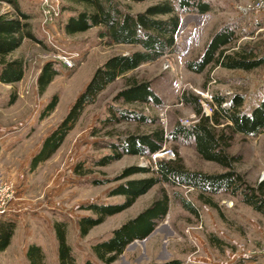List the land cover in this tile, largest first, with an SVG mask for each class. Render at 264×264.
Listing matches in <instances>:
<instances>
[{"label": "rangeland", "instance_id": "obj_1", "mask_svg": "<svg viewBox=\"0 0 264 264\" xmlns=\"http://www.w3.org/2000/svg\"><path fill=\"white\" fill-rule=\"evenodd\" d=\"M47 1L56 12H51L50 19L44 12ZM159 1L162 0H118L124 10L132 13ZM170 1L180 18L174 51L142 64L110 83L94 103L85 107L57 151L31 171V156L66 114L94 69L110 55L129 52L138 46L109 43L103 26L66 34L63 25L71 9L84 8L83 4L67 0H15L16 6L29 14L28 22L35 39L25 38L20 47L6 57L24 59L22 79L12 84L0 83V173L14 190V204L0 218H11L16 222L10 244L0 251V264H28L26 247L29 243L41 246L45 264H58L53 223L61 220L67 223L66 239L76 256V264H83L86 258L97 262L90 248L92 243L136 216L162 190L168 196L165 217L146 238L128 244L111 264H145L171 258L193 264L188 261L190 256L206 257L204 260L212 263L264 264V215L245 204L239 193L208 194L216 203L215 208L199 199L196 189L165 181L155 184L130 207L106 217L85 237L78 236V218L93 215L83 208L86 203L121 202L123 196H108L113 187L128 179L150 175L136 173L117 180L128 166L154 170L157 160L179 156L189 170L205 173L226 170L201 158L193 140L168 138L174 124L188 127L199 118L195 115L192 99L188 103L182 100L183 93L197 97L201 113L205 115L212 113L214 106L210 103H213L214 95L224 97L223 107L229 106L232 95H242L241 109L248 113L264 98V64L250 71L211 65L201 73L188 71L184 65L187 60L197 57L210 36L225 24L234 26L236 47L248 45L264 58V0H202L211 7L203 14L192 8L180 12L178 0ZM248 5H252L251 8ZM4 12L14 14V6L0 2V13ZM47 61H54L59 73L45 92L39 94L36 79ZM129 78L150 81L162 106L114 101V95L129 82ZM13 94L16 98L10 104ZM54 94L58 96L55 109L40 119L44 105ZM112 105L136 109L157 118V125L163 129L166 140L155 159L152 158L154 153L146 156L125 154L105 166L94 165L96 159L110 152L104 146L105 141L127 134H147L156 125L136 121L105 125L103 121ZM165 150L172 151L173 156L164 154ZM226 151L239 156L234 168L248 185L256 186L264 181V130L256 136L235 134ZM183 201L193 206L196 213L184 208Z\"/></svg>", "mask_w": 264, "mask_h": 264}, {"label": "trees", "instance_id": "obj_2", "mask_svg": "<svg viewBox=\"0 0 264 264\" xmlns=\"http://www.w3.org/2000/svg\"><path fill=\"white\" fill-rule=\"evenodd\" d=\"M14 6V14L0 13V83L12 84L20 81L24 74L25 63L22 57L7 59L6 57L20 47L25 38L35 39L29 14L18 8L15 0H0ZM85 5L84 8L71 9L63 29L72 35L87 31L90 28L103 26L108 42L112 44H128L138 46L137 49L125 53L112 54L97 66L88 82L76 96L66 114L59 123L43 138L39 148L29 160V170L47 161L60 147L67 133L73 128L85 107L95 102L97 96L110 83L140 65L153 62L175 48V34L179 26V12L170 0H162L146 6L142 11L132 13L124 10L118 0H67ZM124 2H141L144 0H121ZM180 12L190 8L199 14L211 9L210 4L202 0H178ZM234 26L225 24L217 29L204 45L202 52L195 58L185 62V68L194 73L203 72L208 66L216 65L225 69L250 71L264 64V58L255 52L253 47L239 45L236 47ZM59 73L54 61L44 63L36 79L37 90L43 94L53 78ZM16 96L13 94L10 104ZM192 99V105L198 120L188 127L174 124L167 136L176 140L179 137L193 140L195 150L201 158L215 162L226 170L219 173H205L187 169L182 159H161L156 162V169L150 167L128 166L116 177L125 179L136 173H150L137 179H128L113 187L108 196H123L121 202L92 201L83 208L93 215H82L77 220L78 236L85 237L95 226L101 224L106 217L119 213L130 207L136 199L145 194L155 184L165 181L177 185L192 187L198 191V198L205 204L216 208L207 195L224 191L235 195L239 193L242 201L264 215V181L256 186L246 183L234 165L240 158L230 155L226 149L235 134L256 136L264 130V98L248 113L241 109L244 97L234 94L230 97L228 107H223L224 97L214 95L210 115L202 114L201 104L197 97L182 94V100ZM113 100L124 103H140L160 107L163 102L152 89L148 80L137 81L129 78V82L120 88ZM191 102V101H190ZM58 103V96L52 95L44 105L40 119L50 114ZM122 121L156 124L150 133L127 134L104 142L110 152L94 161L96 166H105L119 160L123 155L146 156L162 149L166 138L164 131L157 124V118L144 114L136 109L122 106H110L103 124H116ZM183 207L191 213L195 208L188 202ZM168 211V196L164 190L136 216L112 229L107 236L99 237L91 245V251L97 262L86 258L83 264H111L123 253L128 244L134 240L146 238L162 220ZM16 228L11 218H0V251L10 244ZM53 230L57 242L58 264H76V256L71 245L67 243V223L55 221ZM28 264H45L41 247L30 243L26 249ZM145 264H188L180 258H171L162 262Z\"/></svg>", "mask_w": 264, "mask_h": 264}, {"label": "built area", "instance_id": "obj_3", "mask_svg": "<svg viewBox=\"0 0 264 264\" xmlns=\"http://www.w3.org/2000/svg\"><path fill=\"white\" fill-rule=\"evenodd\" d=\"M57 0H54V2ZM47 9L44 11L45 14H47V19H50L51 12H55L54 6H51V3L47 1L46 3ZM252 5H248V8H251ZM210 114V113H209ZM207 114V115H209ZM161 154V153H160ZM164 154H167L168 156H173V152L170 150H165ZM158 155L154 153L152 155V158L155 159ZM14 199V190L12 184L4 179V176L2 173H0V216H3L4 214H7L9 211V205ZM197 227H200L197 226ZM188 261L193 264H216L209 261H202L199 259L198 256L195 257H189Z\"/></svg>", "mask_w": 264, "mask_h": 264}, {"label": "crops", "instance_id": "obj_4", "mask_svg": "<svg viewBox=\"0 0 264 264\" xmlns=\"http://www.w3.org/2000/svg\"><path fill=\"white\" fill-rule=\"evenodd\" d=\"M117 45H128V44H117ZM46 162V161H45ZM12 204H14V201L12 200V202L10 203V205L9 206H11ZM10 210V209H9ZM30 244V243H29ZM28 244V245H29ZM36 244V243H35ZM27 245V246H28ZM37 245H39V244H37ZM40 246V245H39ZM41 247V246H40ZM26 249H27V247H26ZM42 249V248H41ZM42 251H44L43 249H42ZM199 259L200 260H202V261H204V259H206V257H199ZM216 264H230L229 262L228 263H221V262H216Z\"/></svg>", "mask_w": 264, "mask_h": 264}]
</instances>
